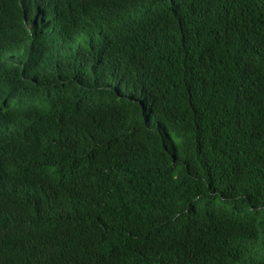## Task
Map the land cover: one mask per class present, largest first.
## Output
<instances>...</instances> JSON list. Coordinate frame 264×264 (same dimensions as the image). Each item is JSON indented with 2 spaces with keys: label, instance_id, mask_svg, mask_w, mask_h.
Instances as JSON below:
<instances>
[{
  "label": "trees",
  "instance_id": "obj_1",
  "mask_svg": "<svg viewBox=\"0 0 264 264\" xmlns=\"http://www.w3.org/2000/svg\"><path fill=\"white\" fill-rule=\"evenodd\" d=\"M59 1L71 12L51 25L74 48L48 61L63 48L33 24ZM260 1L202 0L182 23L164 0H27L26 22L11 14L0 247L15 264H54L46 228L79 227L68 264H264ZM91 221L109 238L95 258Z\"/></svg>",
  "mask_w": 264,
  "mask_h": 264
},
{
  "label": "clouds",
  "instance_id": "obj_2",
  "mask_svg": "<svg viewBox=\"0 0 264 264\" xmlns=\"http://www.w3.org/2000/svg\"><path fill=\"white\" fill-rule=\"evenodd\" d=\"M27 0H0V50L2 43L4 44L9 38L14 36L15 33L19 31V21L17 18L14 20L11 19V14L16 12L19 9L23 10L24 13V22H26V16L29 10L26 7ZM202 0H164L163 10L166 15L171 16V13H175L173 17L178 23H182L183 20H179L177 17L179 15H191L192 13H188L196 6V3H200ZM262 1V0H261ZM259 2L260 6L264 5L262 1ZM49 6L53 7L51 12H49V16L47 19L40 21L37 20L33 25L43 26L46 29V35L48 37V42L51 44H59L63 50L55 53L49 60H53L58 56H68L71 52H73L74 48V40L73 35H66L59 31L58 28H55L51 25L52 16H56L59 14H64L67 12H71V8L68 2L59 1L57 3L49 4ZM158 6L147 5L145 7L146 11H152L157 9ZM30 14V13H29ZM31 15V14H30ZM31 27H29V30ZM92 33V32H91ZM94 35V34H91ZM71 42V44L68 42ZM65 41V42H64ZM259 53L264 54V50H258ZM29 50H27V56L24 60V63L29 61L28 58ZM208 102L212 101V98L207 97ZM92 222V230L89 234L86 235L85 239L87 240L88 245L85 247L84 251L88 252L92 258L98 256L101 250L107 246L109 238H108V230L104 226V224L91 221ZM41 226V225H38ZM43 227V226H42ZM46 228V227H45ZM82 227H79L78 231H72L68 228H65L70 231V235L65 236V229L60 228H46L51 237V243L47 246V251L49 253L50 258L53 260L54 264H68L70 260V256L67 250V245L71 240H77L82 233ZM18 255L13 253L8 247L1 246L0 247V262L4 264H15L16 258Z\"/></svg>",
  "mask_w": 264,
  "mask_h": 264
},
{
  "label": "rangeland",
  "instance_id": "obj_3",
  "mask_svg": "<svg viewBox=\"0 0 264 264\" xmlns=\"http://www.w3.org/2000/svg\"><path fill=\"white\" fill-rule=\"evenodd\" d=\"M65 41H67V40H65ZM65 41H64V42H65ZM67 42H68V44H69V43L71 44V42H69V41H67Z\"/></svg>",
  "mask_w": 264,
  "mask_h": 264
}]
</instances>
